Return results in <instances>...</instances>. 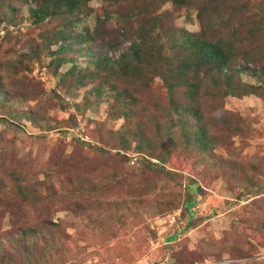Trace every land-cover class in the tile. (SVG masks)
I'll return each instance as SVG.
<instances>
[{
    "label": "rangeland",
    "instance_id": "rangeland-1",
    "mask_svg": "<svg viewBox=\"0 0 264 264\" xmlns=\"http://www.w3.org/2000/svg\"><path fill=\"white\" fill-rule=\"evenodd\" d=\"M59 1L0 0V264H264V86L193 105L150 52L233 12L264 67V0Z\"/></svg>",
    "mask_w": 264,
    "mask_h": 264
},
{
    "label": "trees",
    "instance_id": "trees-1",
    "mask_svg": "<svg viewBox=\"0 0 264 264\" xmlns=\"http://www.w3.org/2000/svg\"><path fill=\"white\" fill-rule=\"evenodd\" d=\"M46 1V0H45ZM116 1V0H112ZM155 1V0H152ZM160 5L169 0H159ZM175 3H179L181 8L182 2L180 0H171ZM47 3V2H46ZM46 3L43 1L42 5ZM54 5H59V0H52ZM48 9V8H46ZM1 11V7H0ZM71 10H67L69 12ZM54 11H40L35 9V22L42 21L45 18L50 17ZM37 13V14H36ZM217 14V13H216ZM238 13H231L230 17L224 21L218 22V15L207 18L203 15V10L196 11L193 18L191 12L186 10L180 12L179 18H184L187 21L195 22L197 30L195 32H189L182 26L173 28L172 32L167 33V38L164 43L156 41V44L150 48L152 56L155 57L158 64L156 65L157 72L161 75L171 74L172 80L176 84H180L185 87L183 94H185L187 100L191 104H196L197 100L205 103L208 100L212 101L213 106L218 111L222 108V98L224 96H230L233 98H242L248 95H260L264 86V67L258 63L260 58L263 57V51L261 49L255 50L253 47V36H255L256 30L252 27L247 30H237L234 27V21ZM222 19V17H220ZM260 25L257 26L259 29ZM147 31H150L147 29ZM246 33L248 37H243ZM152 38V37H151ZM247 48L244 46L243 40H248ZM131 47V54L136 56L139 49L137 47L143 46L144 41H152L145 37H136ZM169 49L173 54L172 57L163 55V51ZM88 52V51H87ZM91 55V53H87ZM179 63L177 64V61ZM177 64V65H176ZM73 72L77 66H72ZM249 77L254 82H245L242 76ZM259 83V85H258ZM174 85H169L168 88L172 90ZM220 86L225 90L222 92H211L217 90ZM171 102V96L168 97ZM221 103V104H220ZM193 108L179 106V110L174 108V111L179 115H187L189 110ZM195 113H198L195 111ZM198 122L202 120L199 115L195 118ZM12 122V121H11ZM10 125H15V123ZM197 122V123H198ZM204 135L202 134V137ZM82 137L80 136V139ZM76 141H81L75 138ZM82 142V141H81ZM206 150L204 147H202ZM135 159V158H134ZM237 166L235 167V169ZM238 171L241 173V165H238ZM239 172L235 171V176L239 175ZM193 193V192H192ZM195 193V188H194ZM191 198V196H190ZM193 199H189L185 203L186 212L190 210L194 204Z\"/></svg>",
    "mask_w": 264,
    "mask_h": 264
}]
</instances>
